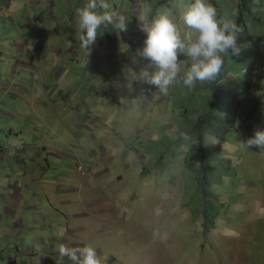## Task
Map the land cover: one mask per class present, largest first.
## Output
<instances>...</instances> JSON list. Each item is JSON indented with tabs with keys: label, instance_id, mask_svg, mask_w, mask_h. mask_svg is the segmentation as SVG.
<instances>
[{
	"label": "rangeland",
	"instance_id": "374dc122",
	"mask_svg": "<svg viewBox=\"0 0 264 264\" xmlns=\"http://www.w3.org/2000/svg\"><path fill=\"white\" fill-rule=\"evenodd\" d=\"M11 1L13 7L18 3L17 0ZM109 1L111 10L129 17L127 27L130 25L131 28L124 35L125 31L118 32L112 25L102 26L98 31L101 44L95 42L88 52L81 49L78 37H74L72 21L73 12L76 13V8L82 7L86 0H40V5L29 2L33 8L40 10L42 23L40 45L44 48L40 56V75L37 74L40 76V110L34 108L32 121L18 116L17 110L10 121H4L0 116V144L6 143L11 129V137L22 144L17 157L30 156L34 163H40L41 171L44 159L48 158L50 168L45 170V180L41 179L39 170L32 174L33 171L27 169L29 174L21 183L33 184L35 200L22 203L20 209L24 203L31 209L22 212L21 219L32 221V224L46 222L43 217L47 215L52 220L54 210L65 216L85 214L78 219L80 228L76 237L81 240L84 235L87 245L95 248L107 264H264V154L258 148L257 160L252 161L250 154L238 159L243 154L236 153L237 149L245 147L232 130L229 133L233 137L230 141L227 137L226 142L220 139L224 137L222 133L216 137L214 133L213 137L207 136L208 147L220 155L231 157L236 166L235 176L230 175L232 178L210 185V190L227 204L226 212L215 219V228L210 232L203 231L201 222L194 220L191 210L183 206L182 199L183 185L188 177L187 164L192 158V136L181 137V133L188 132L184 121L194 120L197 113L206 111L203 104L214 91L220 95L225 90H234L242 75V71H238L251 59L250 55L246 53L247 59L245 53L241 56L229 55L230 72L222 70L213 83L197 82L192 89L178 83L170 87L168 95H160L154 86L139 82L132 76V65L135 68L139 66L140 71L149 63L138 54L144 46L146 34L136 21L131 20L129 8L139 10L144 0H133L136 1L134 6L131 0ZM233 1L211 0L210 3L216 8L218 16L236 22L238 12ZM192 2L166 0L164 5H156L158 7L153 13L162 7L170 8L183 34L187 31L183 12ZM43 7L51 12L47 14ZM10 15L15 21L20 20L17 9ZM17 29H21L19 23ZM115 36L117 40L113 44ZM139 39L142 41L140 45L137 43ZM9 48L6 45L3 51L5 58L0 60V86L13 81ZM64 54L68 57L67 64L64 63ZM105 54L113 64L124 61L125 69L120 73L121 86L114 85L108 78L111 65L95 66L96 59ZM179 59L185 57L180 55ZM66 71L69 76L64 79ZM25 75L28 77L29 73L21 71L19 78ZM122 88H125L124 91ZM2 90L0 88V95ZM56 90L62 91L58 98L53 95ZM100 93L104 99H109L112 93H119L125 95V100L118 106L102 105L91 110L101 118L98 121L81 117V124L88 128L87 131L73 128L79 122L66 120L88 113L85 112L87 99L96 100ZM21 95L24 96V93ZM133 96L139 104H134ZM4 97H0V109L4 107ZM24 98H20L22 102ZM61 98L67 104L61 103ZM16 107L23 113L31 114L29 107H21L19 103ZM221 109L222 106L218 111ZM247 132L244 126L239 127V134L246 139L248 134L253 136L254 132ZM51 149L55 155L47 154ZM62 153L69 157H59ZM146 168L150 171L143 178L141 173ZM59 180H62L61 185ZM57 188L64 192L55 196ZM49 190L53 193L49 194ZM21 195L29 197L25 193ZM50 195H53L54 210L49 203ZM72 200L76 202L74 206L71 205ZM0 216L4 217L1 211ZM58 220L64 222L62 216H58L56 222ZM110 221L113 227H105V222ZM31 229H34L33 236L26 239L24 234L22 242L26 241V244L18 249L20 254L27 252L28 257L17 258L18 252L15 251L10 258L0 252L1 263L9 258L8 264H41V260L38 263L32 261V256H42L41 242L38 250L36 245L38 230L35 227ZM10 238L16 242L11 233ZM57 253L56 248L54 255L48 258H56ZM60 263L74 264L67 260Z\"/></svg>",
	"mask_w": 264,
	"mask_h": 264
},
{
	"label": "crops",
	"instance_id": "0c3cea01",
	"mask_svg": "<svg viewBox=\"0 0 264 264\" xmlns=\"http://www.w3.org/2000/svg\"><path fill=\"white\" fill-rule=\"evenodd\" d=\"M111 1L112 0H110L109 2ZM17 2V5L13 7V3L11 0H0V60L5 58V55H3V51L5 50L6 45H8L10 47L8 50L9 55H11V73L13 76V81L5 83L6 86H0L1 90L3 89V94L0 95V97L5 96L3 98L5 101L3 105L4 107L0 109V116L2 117V120L6 122L10 121L11 118H14L13 113L15 110H17L18 116L20 115V117L28 118L31 121L33 120L32 115H35V113L33 112L34 108L36 107L40 110V56L41 54H43L44 47L40 45L39 30L40 26H42V23H40V10L33 8L29 3H37L40 5V0H17ZM130 2L132 6H134V4L136 3V1L133 0H131ZM164 2H166V0H144V3L150 5L151 8L154 5V9L152 11L156 10V8L158 7L156 5H164ZM210 2L211 0H208V3ZM129 8L130 14L132 16L131 20H134V22L136 21L138 23L136 16L138 15L139 10L133 11V7ZM16 9L18 12H20L21 15L19 21H15L10 15L14 11H16ZM42 10H44V12H47V14L48 12H51L49 9H44V7L42 8ZM72 21L74 22V31L72 30L74 37H78L76 23L77 16L75 12H73ZM18 23L21 25V29H17ZM129 28H131L130 25L127 27V31L123 32L124 35L129 32ZM11 37H13L12 40H10ZM99 37L100 36L97 35L96 42L101 44V41H99ZM116 40L117 38L115 36V38L112 39L113 44H115ZM64 57L66 58V61L64 63L67 64L68 57L66 56V54H64ZM97 59H100V61L98 62ZM97 59L95 61V66L111 65L112 69L110 70V73H107L109 74L108 78H111L114 85L118 84L119 86H121L122 81L120 73L124 72V61H116L113 64L111 62V59L107 57V54L102 55ZM44 67L46 68V66ZM131 69L133 73H137V71H139V66L135 68V66L132 65ZM21 71L26 74L28 72L29 76L27 77V75H25L24 77L19 78ZM68 76L69 73L66 71L63 78L67 79ZM29 78L31 79L28 80ZM133 85L136 86L134 82ZM87 88L90 89V86H88ZM125 88H122L121 90L124 91ZM21 93H24V96H22ZM61 93L62 91L56 90L53 95L57 96L58 98L61 96ZM21 97H25L24 102L21 101ZM96 97V100L89 97L88 101L87 96H85V99H87V102L85 104V112L88 111V113L83 116L75 117L72 120H66L67 122H79L78 124L73 125V128L79 131H87L88 128L85 125L81 124V117H85V119L88 121H98L101 118L98 116V114H95V112H92L91 110H95L102 105L118 106L122 100H125V95L119 93H112L109 99H104L102 93H100V95ZM134 100V104H136L137 101L135 97ZM60 102L63 104H67V102L63 98L60 99ZM98 102L100 103V106ZM17 103H19V106L21 107H29V113L31 114L21 112V110H19V107H16ZM137 103L139 104V102ZM48 107L49 106H47V109ZM51 108L56 110V108L53 106H51ZM9 130L10 131L8 132L9 135H7L8 137L6 138V143L3 145L0 144V211L1 214H4V217L0 216V252L2 254L4 252L5 255L8 254V257L10 258V255H13L15 251L18 252V254H16L17 258L23 259V255L28 257L27 252L20 254V251L18 249L26 244V241L22 242L24 234L26 235V239H30L34 234V229L31 228L35 227V229L38 230V234L37 232H35V235L37 234L38 241L36 245L40 246L41 242L42 257H39L38 255L32 256L33 262L38 263L41 260V264H59L61 260L71 261L67 257H63L61 259L59 252L57 253L58 256H56V258L49 259L48 257L49 255H54V250L56 252V248L58 249V245L60 244H64L65 246L70 248L83 247L87 245V239L84 237V235L81 240H78L76 237V233L80 228L78 219L84 217L85 214L83 215L80 213H73L70 216H65L63 215V213L55 211L53 207V195H50L51 198L49 203L54 210L53 219L50 220V217L46 215L45 217H43L46 222H35L34 224H32V221L24 220V223V221L21 219V213L26 212L31 208L26 207L25 203L23 208L20 209V207L24 201L32 202L35 200V195L33 194V184H22L24 182V179L26 178V175L29 174L27 173V169L33 171L32 174H36L37 170H39L41 172V179L43 178L45 180V170H48L50 168V165L48 164V158L44 159V165H42L41 171L40 163H34L30 156H20L18 158L17 152L19 151V148L22 144L21 141H16L11 137L13 131L11 129ZM48 153H51V155H55L52 149L50 151H47V154ZM59 157L68 158L69 156L65 153H62ZM53 169L56 170V168ZM34 178H36L35 175ZM58 184L61 185L62 180H59ZM53 190L55 191V189ZM62 192L64 191H60L57 188L55 196H58ZM24 193L29 195V197L21 195ZM51 193L53 192L49 190V194ZM75 203L76 202L74 200L71 201L72 206H74ZM95 214L98 213L95 212ZM58 216H62L64 218V222H60L59 220L56 222ZM95 218L97 220H101L98 217ZM105 227H113V223L111 224V221L109 223L105 222ZM10 233L13 234V236L16 238V242H14V238H10ZM17 242L22 243L20 245H16ZM1 257L2 256H0V264H8L9 258L7 259V262L5 261L4 263H1ZM36 259H38V261H36ZM57 261L59 263H57Z\"/></svg>",
	"mask_w": 264,
	"mask_h": 264
},
{
	"label": "clouds",
	"instance_id": "9594fccd",
	"mask_svg": "<svg viewBox=\"0 0 264 264\" xmlns=\"http://www.w3.org/2000/svg\"><path fill=\"white\" fill-rule=\"evenodd\" d=\"M76 16L78 40L86 52L95 44L102 26L112 25L118 32H123L129 21L127 15L111 10L107 0H86L76 9ZM136 18L140 30L146 34L138 54L149 63L132 76L154 86L160 95H168L170 87L178 83L192 89L197 82H215L224 68V58L240 54L237 45L240 27L234 20L218 16L216 8L207 0H193L186 6L182 19L187 31L183 34L168 7L153 14L151 6L141 2ZM180 55L185 59H179ZM186 136L187 133H181L182 138ZM242 145L258 148L264 154V129L255 130ZM58 252L61 259L67 257L74 264H104L105 258L90 245L70 248L60 244Z\"/></svg>",
	"mask_w": 264,
	"mask_h": 264
},
{
	"label": "trees",
	"instance_id": "16d2710c",
	"mask_svg": "<svg viewBox=\"0 0 264 264\" xmlns=\"http://www.w3.org/2000/svg\"><path fill=\"white\" fill-rule=\"evenodd\" d=\"M234 1L238 12L236 24L241 29L237 35L240 56L241 53H247L251 59L238 71H242V75L234 85V90H225L220 95L214 91L203 104V108L207 110L197 113L194 120L190 118L184 121L188 126L185 128L187 134L192 136L190 155L194 159L190 156L191 161L187 164L188 177L183 185V206L191 210L194 220L201 222L206 233L215 228V219L227 210V204L210 190V185L236 175V166L231 157L220 155L209 148L207 136L214 133L216 137L218 133H222L224 137L220 139L226 142L227 137L228 141L232 139L233 136L229 133L232 130L239 140L245 142L251 137L248 134L246 139L240 135V126H244V131L248 132L264 129V0ZM141 42L140 39L137 41L139 45ZM247 54L245 59L248 58ZM224 59L223 71L229 73L228 56ZM219 106H222L221 111H218ZM227 131L228 134H225ZM236 153L243 154L238 159L250 154L252 161L257 160L255 147L237 149ZM196 164H199V168ZM146 169L141 174L143 178L149 174L150 170Z\"/></svg>",
	"mask_w": 264,
	"mask_h": 264
}]
</instances>
